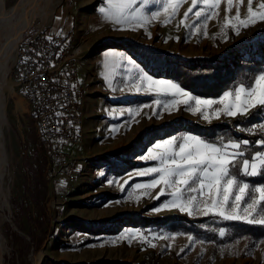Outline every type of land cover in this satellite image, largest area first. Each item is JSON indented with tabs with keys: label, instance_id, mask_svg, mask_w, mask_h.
Returning a JSON list of instances; mask_svg holds the SVG:
<instances>
[{
	"label": "rangeland",
	"instance_id": "374dc122",
	"mask_svg": "<svg viewBox=\"0 0 264 264\" xmlns=\"http://www.w3.org/2000/svg\"><path fill=\"white\" fill-rule=\"evenodd\" d=\"M52 32L83 46L72 178L52 158L42 177L41 129L15 74L22 42ZM182 65L230 68L237 81L184 85ZM8 80L5 264H264V238L247 227L264 224L253 179L264 167V0H54ZM253 110L251 124L225 125Z\"/></svg>",
	"mask_w": 264,
	"mask_h": 264
},
{
	"label": "built area",
	"instance_id": "2783aa9c",
	"mask_svg": "<svg viewBox=\"0 0 264 264\" xmlns=\"http://www.w3.org/2000/svg\"><path fill=\"white\" fill-rule=\"evenodd\" d=\"M83 46L67 35L52 33L44 39H29L17 50L15 74L22 96L28 101L54 163L69 164L81 143L83 107L88 88L79 78ZM73 157V158H72Z\"/></svg>",
	"mask_w": 264,
	"mask_h": 264
},
{
	"label": "bare ground",
	"instance_id": "6f19581e",
	"mask_svg": "<svg viewBox=\"0 0 264 264\" xmlns=\"http://www.w3.org/2000/svg\"><path fill=\"white\" fill-rule=\"evenodd\" d=\"M54 0H20L17 4L7 7L5 0H0V210L10 208L9 192L3 182L7 173V152L4 141L3 126L6 125L5 90L13 91L8 80L10 62L23 38L24 32L36 22L45 21ZM0 213V264H5V239L2 234Z\"/></svg>",
	"mask_w": 264,
	"mask_h": 264
},
{
	"label": "trees",
	"instance_id": "16d2710c",
	"mask_svg": "<svg viewBox=\"0 0 264 264\" xmlns=\"http://www.w3.org/2000/svg\"><path fill=\"white\" fill-rule=\"evenodd\" d=\"M180 72L183 76L187 78L185 80L184 85H189V83H194L197 87H204V86H213L217 83L226 82L229 81V79H233L234 81H237V77L233 78L230 76L231 69H223L219 67L218 65L215 66H200V69H197V66H186L182 65L179 67ZM223 75H229L228 77H223ZM223 77V78H222ZM187 82V83H186ZM256 115V110H253L247 117H238L233 120H228L225 125L228 127H235L237 125L246 126L248 124H251L252 117ZM219 124H215L212 126H202L203 129H205L207 132L211 131L214 127L218 126ZM225 126V127H226ZM38 127V125H37ZM39 128V127H38ZM35 139V138H34ZM39 139V137H38ZM40 142V151H41V157L43 158L44 163L42 166V177L47 173V171L50 169V157L48 155L47 147L43 139L38 140ZM35 142V141H34ZM254 180H258L259 183H264V167L260 171L259 176L253 178ZM45 195V185L43 186ZM44 197V196H43ZM247 227L255 230L256 229V237L257 238H264V224H259L257 226L255 225H247Z\"/></svg>",
	"mask_w": 264,
	"mask_h": 264
},
{
	"label": "crops",
	"instance_id": "0c3cea01",
	"mask_svg": "<svg viewBox=\"0 0 264 264\" xmlns=\"http://www.w3.org/2000/svg\"><path fill=\"white\" fill-rule=\"evenodd\" d=\"M52 33H55V32H52ZM66 35V34H65ZM69 37V36H68ZM70 38V37H69ZM82 82V81H81Z\"/></svg>",
	"mask_w": 264,
	"mask_h": 264
}]
</instances>
